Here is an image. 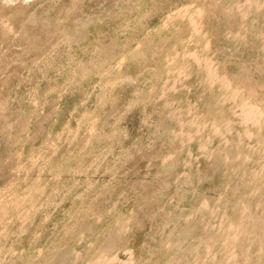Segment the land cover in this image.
<instances>
[{"label":"rangeland","instance_id":"374dc122","mask_svg":"<svg viewBox=\"0 0 264 264\" xmlns=\"http://www.w3.org/2000/svg\"><path fill=\"white\" fill-rule=\"evenodd\" d=\"M0 264H264V0H0Z\"/></svg>","mask_w":264,"mask_h":264}]
</instances>
